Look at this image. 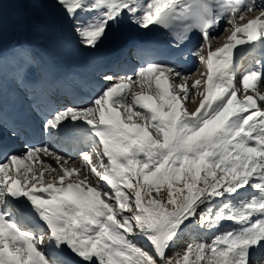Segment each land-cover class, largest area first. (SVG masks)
<instances>
[{"label": "snow or ice", "instance_id": "6c2138e0", "mask_svg": "<svg viewBox=\"0 0 264 264\" xmlns=\"http://www.w3.org/2000/svg\"><path fill=\"white\" fill-rule=\"evenodd\" d=\"M122 23L167 58L107 61ZM36 39L94 71L56 77ZM262 87L264 0H0V264H264Z\"/></svg>", "mask_w": 264, "mask_h": 264}, {"label": "bare ground", "instance_id": "6f19581e", "mask_svg": "<svg viewBox=\"0 0 264 264\" xmlns=\"http://www.w3.org/2000/svg\"><path fill=\"white\" fill-rule=\"evenodd\" d=\"M29 11L28 9L25 8H20L17 7L16 5L13 4V12L11 15V20L14 16L22 13V12H26ZM239 23V21H238ZM130 26L127 23H122L120 28L114 33V37H119V42H117L116 39L114 38H110L109 40L105 41L104 45L101 46V54L105 57L108 55L111 56V52L113 50L116 49V47L120 46V42L124 41L125 38V32H127L129 30ZM226 35V34H225ZM18 38V34L13 30L12 26H11V22L9 25V31L5 37L6 41L8 42H12L14 40H16ZM222 41V40H221ZM41 42L39 39H36L33 41L35 49H36V53L37 55L41 58L42 54H41V49L39 48L40 46H38V43ZM161 42L163 43V45H165V39L161 38ZM223 42V41H222ZM221 42V43H222ZM159 54V57L162 56V52L164 51L163 48L160 50H156ZM133 61V60H132ZM132 61L129 62V64H132ZM61 63L64 65H67L69 67H74L75 69L79 70L76 74H74L73 76H80V75H85V72H87V68L89 67H94V65H92V63L90 62V60L88 59V57L85 56H79V55H68L67 57L61 59ZM185 67L187 68L191 63L188 61L184 62ZM85 70V71H84ZM68 85H71V83H68L65 85V87H68ZM237 86H239V78H237ZM264 89V87L261 88V91ZM139 91V89H138ZM59 92H63V87L62 88H57L53 93H52V98H54V100L58 99L62 93ZM190 108H194V105H189ZM49 162H51L53 165H55V161L54 159L51 158H46ZM74 159V158H73ZM36 168H40L42 167V165L40 164H36L35 165ZM54 175V174H53ZM50 176H45V179H50ZM39 186V185H38Z\"/></svg>", "mask_w": 264, "mask_h": 264}, {"label": "rangeland", "instance_id": "374dc122", "mask_svg": "<svg viewBox=\"0 0 264 264\" xmlns=\"http://www.w3.org/2000/svg\"><path fill=\"white\" fill-rule=\"evenodd\" d=\"M263 90V89H262ZM138 91V89H137ZM115 107V105H113ZM138 122V121H137ZM178 187L181 185H177ZM141 243H144V241H141ZM178 248L182 249L184 247V241H181L180 243H178L177 245ZM168 255L171 256L172 255V250H169Z\"/></svg>", "mask_w": 264, "mask_h": 264}]
</instances>
